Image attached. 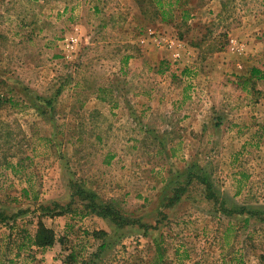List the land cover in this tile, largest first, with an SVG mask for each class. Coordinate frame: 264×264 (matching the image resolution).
<instances>
[{"label": "rangeland", "instance_id": "rangeland-1", "mask_svg": "<svg viewBox=\"0 0 264 264\" xmlns=\"http://www.w3.org/2000/svg\"><path fill=\"white\" fill-rule=\"evenodd\" d=\"M163 1L173 4L164 16L154 0H0V264H264V183L253 184L264 182V78L238 77L226 95L245 110L261 105L241 125V133L258 132L253 141L147 139L145 126L164 136L175 126L153 106L144 109L162 91L142 90L147 81L180 83L185 68L187 101L201 104L197 76L219 53L229 70L264 73V0ZM95 8L130 27L93 24ZM158 37L183 50L198 43L200 62L160 65ZM172 147L174 159L164 154ZM117 148L130 151L105 159V149ZM192 162L218 196L207 199L206 186L191 185L165 207V175ZM92 198L122 225L89 211ZM41 225L53 232V246L36 245Z\"/></svg>", "mask_w": 264, "mask_h": 264}, {"label": "crops", "instance_id": "crops-1", "mask_svg": "<svg viewBox=\"0 0 264 264\" xmlns=\"http://www.w3.org/2000/svg\"><path fill=\"white\" fill-rule=\"evenodd\" d=\"M94 11L96 12L95 19L97 21H94V20H90V21L95 25L101 24L103 25L102 27L104 28L112 27L115 25H121L122 27L124 25V27L126 28L130 27L129 25L124 24L126 23L124 20L120 21L115 16H110L108 14L109 12H107L108 16L103 18L101 16H105L104 13L102 12L98 13L97 8H95ZM138 41H139L138 43L144 45V47H146V45L148 44V39L146 36H140ZM181 45L182 44H175L173 42V45L171 47H164V46L159 47V53L161 55H165V58L161 56L160 62H159L161 63L160 65H163V63L161 62L162 60H168V61H174V62L175 61L179 62L180 60H182L184 63L186 62L188 63V61H190L189 63H193L195 60L200 62L199 60L200 59L199 57L200 47L198 43L189 44L185 42L184 50L181 49ZM186 52L188 54L187 56H186ZM144 53L141 55L144 56ZM147 55L148 54H146L145 56L146 59L145 58H142V59L145 60V62H148V64H151V61L148 60ZM195 55H196V58H195ZM178 57L180 59H178ZM132 60H133L132 57L130 58L129 56H123L121 58L120 63L123 64V62H125L126 64V62H128V65H130V62ZM225 62L226 60L223 58V54L219 53L218 55H215L209 62H207L206 66H203V68L200 69V72H199L200 74L197 76L198 78L197 81L199 82V85L197 84L198 85L197 89L200 90L201 94L204 97V101L201 104H198L197 102H194V104H192L190 101H187V94H189L190 89L192 90L193 86L188 85L187 83L184 82L185 79L189 81L192 78L191 76L187 77V75L182 77V74H183L182 72L185 68H183V70L181 71V74H177L179 75V79H176V80H178L180 83L174 82V84L172 85L168 83V80L162 79L161 81L163 82L162 85L158 83L153 85V84H148V81H147L145 87L142 86V88L144 87L142 90L145 91V89H147L148 93L150 94L151 93L156 94L159 92L161 93L162 91L163 98L157 99V101L154 100L152 102L148 100L145 101V103L147 104V107H145L144 109H147L149 111L150 106L151 107L153 106L154 108L153 110L155 111L153 113L154 115H156L155 117H158V119L160 118L162 121H165V124L167 125L175 126V128H172L171 130L166 131L168 134L167 136H164L163 135L164 132H160L158 130L154 132L152 131V128H150V126H145L143 130V134L145 138L147 139L153 138L151 140H157V141L158 140L160 141L162 140H167V141L184 140L185 141V140H191V137L194 136L193 139L195 140L197 139V140H203L207 142L208 141L212 142L214 140L221 141L220 138L222 137L225 138L224 140H229L228 142L233 141V140H235L236 142L237 140L239 141L257 140L259 138L258 132L252 131L251 133H241L240 130H241V125H248L247 122L249 120H252L251 115L257 116V113L255 112L253 113V111L251 110L254 109L259 112L261 105H259V103L251 104L252 105L251 110H245V108L239 106L240 104L238 103H236L234 106L233 103L228 101V96H226L228 92L230 91L232 92L235 88L239 87L238 85L235 84V81L238 80V77H242V76L251 77L253 68H251V70H246L245 68L246 66H243L242 68H238V67L236 68L234 66L233 70L232 69L229 70V68H227L228 65L225 64ZM172 65L175 66L174 63ZM145 66H146V63H145ZM155 71H156L157 76H160L162 78L167 77L165 74H167L168 72L164 71L161 67L158 66V68ZM184 72L185 74L189 73L190 69L186 68V71ZM229 72L231 74L233 73L232 77L229 75ZM229 78L233 80L232 83H229ZM156 80L158 79L156 78ZM167 83L169 86H167ZM112 89H117V86L112 84ZM178 91H182L184 96L179 97L176 101L171 100L169 97L173 94V92L177 93ZM149 96L151 98V95ZM97 99L100 100L98 101V103L104 102L103 98H101L100 96H97ZM109 102L111 101H108V103ZM130 103L131 104H129V107L135 108V104H136L135 101L131 100ZM123 104L124 102L120 103L119 105H115V107L123 106ZM254 106L258 108L255 109ZM140 126L142 125L140 124ZM234 127L236 129H234ZM209 133H212V138L211 136H209ZM152 134H155V136H153ZM186 134H188V137H186ZM181 135H183V137ZM263 139L264 137L262 138V140ZM128 140H130V138H128ZM244 143L245 142H243V144ZM142 146H143V143H142ZM122 149L123 148L111 149V151L108 149H105L104 151L105 159L109 160L110 158H117L118 157L117 155H119V157H121L122 155L124 156L128 155V151H130V149H127V150H122ZM148 153H149L148 150H145L144 155L149 156ZM163 153H164V150H160V149L154 152L155 155H158V154L162 155ZM164 154L165 156H168L171 159H174L178 156L176 152V148L174 147H172L169 151L166 150ZM183 154L184 155L187 154L185 149H184ZM232 154H234L233 150L231 151V155ZM93 155L95 156V153ZM191 155L193 156V158L195 159L197 158L195 154L193 155L191 153ZM210 155H215V154L210 153L208 154V156L204 155L203 157L205 158L207 156L208 158ZM186 156L188 157L189 155L187 154ZM218 162L219 161L215 163L219 165L220 163ZM173 171L175 170L169 169L167 174L165 175L166 178H168V180L166 179L167 182L170 180L171 173ZM253 178L254 177H252V179ZM262 183L264 182L257 184V181H255L253 184L255 188L259 189V186H261Z\"/></svg>", "mask_w": 264, "mask_h": 264}, {"label": "trees", "instance_id": "trees-1", "mask_svg": "<svg viewBox=\"0 0 264 264\" xmlns=\"http://www.w3.org/2000/svg\"><path fill=\"white\" fill-rule=\"evenodd\" d=\"M158 6L162 10V15H165V6L169 5L172 6V2H168L167 4L163 0H154ZM165 17H163V20ZM182 19H187V13H183ZM253 78H264V73L261 72L258 68H253L251 79ZM210 176L206 173V170L201 167L199 164L192 162L188 165L186 170L183 171H173L171 173L170 180L167 182L166 188L164 189L163 195L161 196L162 201H168L165 204V207L171 208L175 204H177L178 201H181L182 195L186 188L193 185H200V186H206L205 191L207 192V199L213 200L216 199L218 196L215 194V192H212L213 183L210 180ZM183 189V190H182ZM173 194V196H172ZM97 199V197H96ZM89 211H92V213L97 214L100 217L105 218H111L114 222H116L118 225H122L119 221V218L115 216V213L112 211V208H108V206H104L96 201H94V198H92L91 204L87 207ZM230 214V213H229ZM53 232L51 230L45 229L44 225L40 226V229L38 230V234L36 237V245L39 247H50L53 246L54 240H53Z\"/></svg>", "mask_w": 264, "mask_h": 264}, {"label": "built area", "instance_id": "built-area-1", "mask_svg": "<svg viewBox=\"0 0 264 264\" xmlns=\"http://www.w3.org/2000/svg\"><path fill=\"white\" fill-rule=\"evenodd\" d=\"M156 41L158 43V46H172L173 45L172 41H168L162 37H158ZM232 43H234V42H232Z\"/></svg>", "mask_w": 264, "mask_h": 264}]
</instances>
